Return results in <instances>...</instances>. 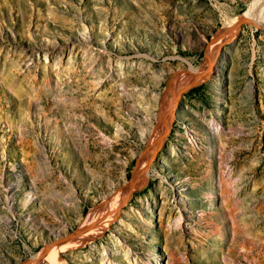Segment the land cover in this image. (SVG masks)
<instances>
[{
	"label": "rangeland",
	"instance_id": "obj_1",
	"mask_svg": "<svg viewBox=\"0 0 264 264\" xmlns=\"http://www.w3.org/2000/svg\"><path fill=\"white\" fill-rule=\"evenodd\" d=\"M255 2L0 0V264H264Z\"/></svg>",
	"mask_w": 264,
	"mask_h": 264
},
{
	"label": "water",
	"instance_id": "obj_2",
	"mask_svg": "<svg viewBox=\"0 0 264 264\" xmlns=\"http://www.w3.org/2000/svg\"><path fill=\"white\" fill-rule=\"evenodd\" d=\"M245 24H253V25H258V26H264V23H259V22H256V21H253L251 19H244V20H240V21H236L234 23H231V24H228V25H225L223 26L219 32H218V36L221 34V32L223 31L224 28H227V27H233V26H243ZM217 56H218V52L216 53L214 59L212 62H215L217 60ZM204 67V64L202 63L201 65L193 68V69H189L184 77V81L183 83L181 84L179 90H178V93L176 95V98H175V103L172 105V107L169 109L167 115L165 116V120H167L168 116L170 113H172L174 111L175 108H177L179 102L181 101V96H182V93L184 92V89H185V84L186 82L188 81V79L190 78V76L192 74H194L195 72L201 70L202 68ZM168 132V126H167V123H166V128H165V135L167 134ZM162 141H159L157 142V144L154 146L153 150H152V153L148 159V163H147V167L144 171L145 174H147L148 170H149V166L151 165L152 161L154 160L155 158V154L157 153V151H159V149L161 148V145H162ZM135 189V187H133V190ZM122 206V204L118 205L117 206V209L119 210L120 207ZM113 211L105 214L103 217L100 218L103 219L107 216H109L110 214H112ZM87 230V227H83V228H78V229H75L73 230L72 232L68 233V234H64L58 238H56L55 240L51 241L50 243H48L46 245V247L43 249V252L47 251L48 249H50L52 246L54 245H57L59 243H62V242H65L67 240H69L70 238L74 237V236H81L85 231Z\"/></svg>",
	"mask_w": 264,
	"mask_h": 264
},
{
	"label": "bare ground",
	"instance_id": "obj_3",
	"mask_svg": "<svg viewBox=\"0 0 264 264\" xmlns=\"http://www.w3.org/2000/svg\"><path fill=\"white\" fill-rule=\"evenodd\" d=\"M244 19H251V20H253V21H256V22H259V23H264V0H256V2H255V5H254V7H253V9H252V13L249 15V16H244V17H242V18H240V20H244ZM239 20V21H240ZM238 27L239 26H233V27H227V28H224V31H229V30H236V29H238ZM226 33V32H225ZM210 54V53H209ZM208 54V59H209V55ZM204 76L203 75H195L194 77H193V79L194 80H197V79H201V78H203ZM207 77V76H206ZM187 83V82H186ZM178 88V87H177ZM167 113H168V111H167ZM167 113H166V115H167ZM172 115V114H171ZM169 117V116H168ZM167 120H169L168 118H167ZM167 120H165L166 121V123H168V121ZM160 129V128H159ZM159 131V130H158ZM161 132V131H160ZM164 135H165V130H164V133H163ZM164 135H162V134H158L157 135V142H159L160 140H162V138H163V136ZM157 144V143H156ZM151 153V152H150ZM146 162V161H145ZM143 165V164H142ZM141 169V168H140ZM139 169V170H140ZM137 173V172H136ZM139 173H141V172H139ZM137 184V183H136ZM125 187V186H124ZM123 191V190H122ZM129 193V192H128ZM126 196H127V192L126 193H124V194H119V196H116V198H115V205H114V207L112 208V210H110V212L111 211H113V213L112 214H110L109 216H107L106 218H105V220L104 221H101V222H99V225L100 224H102L101 226H98V227H101L102 228V226H105L106 225V223L109 221V219H110V217H112L115 213H116V210H117V206L118 205H120V204H123V202H124V200H125V198H126ZM99 215V214H98ZM97 218V215L94 217V216H88V218H87V220H86V222H85V225L84 226H82V227H86V226H92L91 228H93V229H96V228H94V226H93V224H91L92 222V220L93 219H96ZM97 219H100V218H97ZM87 229H89L88 227H87ZM89 231V230H88ZM74 237H76V236H74ZM74 237H72V238H74Z\"/></svg>",
	"mask_w": 264,
	"mask_h": 264
}]
</instances>
